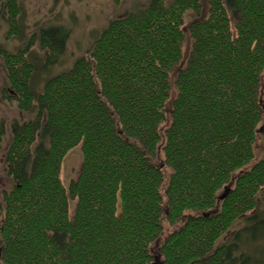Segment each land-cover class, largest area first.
<instances>
[{"label":"trees","instance_id":"16d2710c","mask_svg":"<svg viewBox=\"0 0 264 264\" xmlns=\"http://www.w3.org/2000/svg\"><path fill=\"white\" fill-rule=\"evenodd\" d=\"M148 2L41 89L66 28L3 51L30 117L9 126L0 264H264V0ZM0 11L20 36V0Z\"/></svg>","mask_w":264,"mask_h":264},{"label":"rangeland","instance_id":"374dc122","mask_svg":"<svg viewBox=\"0 0 264 264\" xmlns=\"http://www.w3.org/2000/svg\"><path fill=\"white\" fill-rule=\"evenodd\" d=\"M149 0H20L23 7L20 28L21 35L9 34V27L2 18L0 11V122L6 124V133L0 141V196L6 190L13 187L14 182L8 175L5 167L7 148L11 143L10 124L24 121L30 116L23 113L15 103L13 89L8 81V73L5 70L4 52H17L21 47H27L31 42V36L37 39L42 27L62 26L68 34L65 41V51L59 57V61L51 68L38 75L37 88L41 89L44 80L48 76L66 71L74 65L77 58L87 54L89 47L94 43L97 35L107 27L114 18L127 15L131 9H139L147 5ZM209 0H202L204 7ZM208 7V6H207ZM206 7V8H207ZM18 36V37H17ZM37 42V41H36ZM38 57L43 58L49 51L42 49L40 43L31 47ZM4 51V52H3ZM39 61V60H38ZM42 61H39V64ZM152 162L155 165L165 167L163 163L165 155L160 147ZM83 157L81 147L71 149L64 157L61 178L66 185L72 178H76L81 170ZM169 169L165 172L166 177ZM167 182V180H166ZM261 208L264 210V191L260 196Z\"/></svg>","mask_w":264,"mask_h":264}]
</instances>
